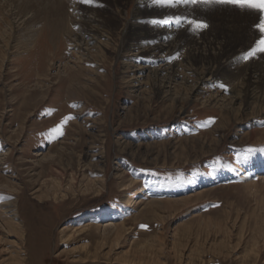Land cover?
Here are the masks:
<instances>
[{
    "label": "rangeland",
    "instance_id": "obj_1",
    "mask_svg": "<svg viewBox=\"0 0 264 264\" xmlns=\"http://www.w3.org/2000/svg\"><path fill=\"white\" fill-rule=\"evenodd\" d=\"M137 1H95L100 46L70 41L79 27L66 25L68 5L70 20L78 18L71 3L56 11L49 0H0V264H264V94L231 101L230 85L197 80L180 45L224 36V57L243 42L248 52L259 38L254 26H221L256 25L260 14ZM177 16L207 27L193 31ZM123 21L136 28L122 35ZM154 25L158 32L147 33ZM254 58L244 67L264 75V53ZM245 68L235 80L242 87ZM153 69L160 81L173 73L175 97L146 82ZM219 105L225 122L216 128ZM69 114L63 136L49 139ZM249 148L257 151L245 159Z\"/></svg>",
    "mask_w": 264,
    "mask_h": 264
},
{
    "label": "bare ground",
    "instance_id": "obj_2",
    "mask_svg": "<svg viewBox=\"0 0 264 264\" xmlns=\"http://www.w3.org/2000/svg\"><path fill=\"white\" fill-rule=\"evenodd\" d=\"M20 1H23V0H20ZM51 1L52 3V8L56 11L60 10L62 7H63V4L64 3H67V4H70L71 3V8H72V11L75 15V21L74 20H70L71 17L69 18V15L70 13L67 12L69 8V5L67 7H65V10H66V25L68 24L69 25V22L72 23V26H76L78 25V30L75 31L74 29H72V35L74 36L73 38H69L71 42H76L77 40V37H81V39L83 40V37H85V44L86 45H89L88 42L89 40H96L97 44H99L100 46H102L101 44V41H100V38H101V29L100 26L104 24V21L103 19H98V17L101 15V13H99L98 11V5L97 4H92V5H88V4H84L81 2V0H49ZM96 1V0H95ZM138 4H142L144 2V0H138L137 1ZM101 4V3H100ZM135 4V3H134ZM181 4H182V7L181 8ZM188 4H184V3H179V4H175L173 5L171 8L173 7H177V8H174L176 12H182V10L184 11H190L191 9H193V7H187ZM135 6V5H134ZM155 7H157L156 5H154ZM164 6V5H163ZM211 7V6H210ZM209 7V8H210ZM136 8V7H135ZM170 8V9H171ZM139 9V8H138ZM141 9V8H140ZM156 9V8H155ZM190 9V10H189ZM211 9V8H210ZM213 9V8H212ZM134 10V9H133ZM136 10V9H135ZM161 10V9H160ZM173 10V9H172ZM243 10V9H242ZM137 11V10H136ZM252 11V10H251ZM172 12V11H171ZM174 12V11H173ZM172 12V13H173ZM253 12V11H252ZM103 13V12H102ZM214 13V12H213ZM242 13V12H241ZM256 13V12H255ZM119 14V13H118ZM177 14V13H175ZM103 15V14H102ZM140 16V15H139ZM216 16V15H215ZM254 18V17H253ZM243 19V18H242ZM244 20L246 22H244ZM244 20H241L240 22L237 20L236 22L234 20H225L223 25L221 27L225 28L227 31L233 33V32H238L241 28H244L243 26H249V29L252 28V26H254L252 23L253 22H248L246 18H244ZM138 21V26L142 27V25L140 24V20H137ZM213 21V20H212ZM215 23V22H214ZM131 24V23H130ZM129 24V25H130ZM140 24V25H139ZM128 23L126 21H123L121 23V25L119 26L118 28V32L121 33L122 35L125 33V31L127 30V28H136V27H129ZM218 24H216L217 26ZM137 26V25H136ZM211 26V25H210ZM106 27V26H105ZM153 29L149 30L150 29V26L149 27H146L147 29V33H151L152 31H157L160 29H158V26H152ZM157 27V28H156ZM166 27V26H165ZM212 27V26H211ZM217 28V27H216ZM140 29V28H139ZM143 29V27H142ZM141 29V30H142ZM162 29V28H161ZM254 29V28H253ZM137 30V29H136ZM135 30V31H136ZM170 31L172 32H176L177 29H169ZM207 31V30H206ZM212 31V30H211ZM225 31V30H224ZM244 31V30H243ZM255 31L257 32V30L255 29ZM139 32V30H138ZM144 32V31H143ZM156 32V33H157ZM208 32V31H207ZM222 32V30H221ZM220 32V33H221ZM247 32V31H246ZM145 33V32H144ZM154 33V32H152ZM161 33V32H160ZM198 33V32H197ZM250 33V32H249ZM255 33V32H254ZM141 34V33H140ZM163 34V33H162ZM208 34V33H207ZM168 35V34H167ZM173 35V34H172ZM225 35V34H224ZM257 35H259V33L257 32ZM106 36V35H104ZM137 36V35H136ZM162 36V35H161ZM161 36L159 35L158 37L161 38ZM165 36V35H164ZM256 34H252V32L250 33V37L248 38V46L250 47V44L251 43V39L253 37H255ZM153 37V36H152ZM157 37V35H156ZM197 37V36H196ZM159 38V39H160ZM192 37H188V39H186V43H178L181 45L182 47V50L183 52L185 50H187L186 52H184V59L187 60L186 61V64L188 66H191V64H196L197 65V68H194L195 69V73H196V76L198 77L197 80L200 81V82H203V81H206L209 82V87H212V86H215L214 85V82L215 83H219V84H227V85H230L232 87V90H231V96H229V98H231L233 101L234 100H238L239 96H241V92H243V96L244 98H246V102L250 103L251 100H253L254 98L258 100V98L264 94V75L261 73L260 69L259 71L256 70V69H247L244 67V65H246V67H249V64L251 65V67L253 66V64H256L255 61H257L256 59L258 58H250L248 59L247 61L243 60L242 59V54L246 53L247 52V47L244 46V42L242 44L239 45H235L236 47L232 48V52L224 57L227 53H224V50H226V46H225V37L224 36H220L219 38L218 37H215V40L214 41H211L210 39L208 40H205L204 42H207L205 46H200V47H195V48H191V46L188 44V41L191 42L193 41L192 39H190ZM209 38V37H208ZM154 39V38H153ZM167 39V38H166ZM165 39V40H166ZM169 39V38H168ZM172 39V38H171ZM257 39V38H256ZM155 40V39H154ZM182 40V39H180ZM231 40H232V43L235 44L236 41H235V38L234 37H231ZM255 40V39H254ZM178 41V40H176ZM95 42V41H94ZM136 42V41H135ZM203 42V44H204ZM254 42V41H253ZM155 43V42H154ZM153 43V44H154ZM202 43V41L200 42ZM255 43V42H254ZM81 44V43H80ZM80 44H75V46H80ZM151 44V43H150ZM149 44V45H150ZM167 44V43H166ZM176 42H173V43H170L169 46H173L175 45ZM138 45V44H137ZM164 45V44H162ZM168 45V44H167ZM177 45V44H176ZM175 45V46H176ZM196 45V44H195ZM200 45V44H199ZM99 46V47H100ZM143 46V45H141ZM139 46V48L142 49V47ZM152 46V45H151ZM156 47V45H154ZM234 46V45H233ZM255 46V44H254ZM252 46V47H254ZM178 47V46H177ZM149 48V47H148ZM158 48V47H157ZM170 49V48H169ZM195 49V51L193 50ZM153 51V49H151ZM249 50V49H248ZM147 51V49L145 50L144 48L141 50V55H143L145 52ZM158 51V50H157ZM168 51V49H167ZM150 52V51H149ZM162 52V51H161ZM226 52V51H225ZM100 53V52H99ZM155 53V52H154ZM164 53V52H163ZM103 54V52L101 53ZM119 54V53H118ZM139 54V53H138ZM137 54V55H138ZM161 54V53H159ZM165 54V53H164ZM182 54V53H181ZM258 54V53H257ZM84 55V54H83ZM155 55V54H154ZM163 55V54H162ZM169 55V54H168ZM167 55V56H168ZM172 55V54H170ZM128 56V55H127ZM133 56V55H132ZM151 56V54H150ZM149 56V58H150ZM158 56V55H157ZM164 56V55H163ZM257 56V55H256ZM165 57V56H164ZM128 58V57H127ZM146 58V57H145ZM144 58V59H145ZM154 58V57H153ZM133 59V58H132ZM148 59V58H147ZM263 61H264V58H262ZM130 60V59H129ZM168 60V59H167ZM128 61V60H127ZM147 61V60H146ZM178 61H181V60H178ZM152 62V61H151ZM168 62V61H167ZM130 63V62H129ZM155 63V62H154ZM169 63V62H168ZM259 63V62H258ZM164 64V61L163 63ZM167 64V63H166ZM180 64V63H179ZM183 64V63H182ZM181 64V65H182ZM261 64L263 66V63L261 61ZM141 65V63H140ZM173 65V64H172ZM184 65V64H183ZM139 66V65H138ZM137 66V67H138ZM143 66V65H142ZM151 66V65H150ZM154 66V65H153ZM163 66V65H162ZM169 66V65H168ZM185 66V65H184ZM256 66V65H255ZM136 67V66H135ZM161 67V66H159ZM201 69H200V68ZM250 67V68H251ZM260 67V66H259ZM141 68V67H140ZM139 68V69H140ZM151 68V67H150ZM224 68V69H222ZM240 68V70H239ZM245 68V71H247L245 73V77H244V80H245V83H244V86L242 87L240 85V82H235V80L237 81V78H239L240 76V71H242V69ZM257 68V67H255ZM261 68V67H260ZM143 69V68H142ZM140 69V70H142ZM145 69V68H144ZM159 69V68H158ZM161 69V68H160ZM187 69V68H186ZM189 69L192 70V67H189ZM263 69V68H262ZM165 70V69H164ZM183 70V69H182ZM199 70V71H198ZM144 71V70H143ZM180 71V70H179ZM197 71V72H196ZM263 71V70H262ZM142 72V71H141ZM140 72V73H141ZM162 72V71H161ZM183 72V71H182ZM130 73V72H129ZM165 73V72H164ZM194 73V74H195ZM243 73V71H242ZM179 74V73H178ZM238 74V75H237ZM173 75V73H172ZM171 74H167V76L164 77L163 81H160V78H159V72L157 69H153L151 70L150 72L146 73L145 77H146V82H149L151 85V88L154 90V92L156 94H161L160 97H164L166 99H172L173 97H175L176 93L178 94V88H176V85L172 84V82H174L173 80V76ZM186 75V74H185ZM141 75H139L140 77ZM138 77V79H139ZM232 77V78H230ZM241 77V76H240ZM242 79V78H241ZM242 81V80H241ZM167 82L170 83V85H167ZM199 82V83H200ZM143 83V82H141ZM162 83V84H161ZM196 83V82H195ZM136 85V83H135ZM134 85V86H135ZM199 85V84H198ZM194 87V86H193ZM199 87V86H198ZM200 88H203L205 89L204 87H200ZM195 89V88H194ZM192 90V89H191ZM212 90V89H211ZM193 91V90H192ZM191 92V91H189ZM192 93V92H191ZM215 95H210L207 97L208 101L209 102H212V104H215L217 102H219L217 100L216 97H214ZM222 99V98H221ZM227 99V97H226ZM262 99V98H261ZM220 100V99H219ZM221 101V100H220ZM230 101V103H232ZM240 101V100H238ZM224 102V100H223ZM235 102V101H234ZM258 101H255L253 103L257 104ZM222 103V102H221ZM220 103V104H221ZM223 104V103H222ZM221 104V105H222ZM226 104V102H225ZM224 104V105H225ZM254 104V105H255ZM227 105V104H226ZM253 105V104H252ZM261 106V104H258ZM229 106V105H228ZM228 106H227V109H228ZM231 106V105H230ZM232 109V108H231ZM180 110L183 111L184 108L180 107ZM219 110L221 112V116H220V120L219 122L216 124V128L218 126H220L221 123H224L223 122V119L224 117L222 116L224 114L225 116V113H226V109L223 110V108L219 105ZM229 110V109H228ZM264 111V110H263ZM223 125V124H222ZM214 129V128H213ZM59 184V182L57 183ZM2 197V196H1ZM160 201H155V203H158ZM152 203V202H151ZM153 204V203H152ZM7 206V205H5ZM112 225V224H111ZM76 229V228H75ZM115 230H116V235L117 236H120L121 234V229L120 227H117L115 226ZM70 231H76V230H70ZM74 232H72L74 234ZM95 257V255H94ZM123 261H131L129 258H126L124 259Z\"/></svg>",
    "mask_w": 264,
    "mask_h": 264
},
{
    "label": "snow or ice",
    "instance_id": "obj_3",
    "mask_svg": "<svg viewBox=\"0 0 264 264\" xmlns=\"http://www.w3.org/2000/svg\"><path fill=\"white\" fill-rule=\"evenodd\" d=\"M82 3L92 5L95 3V0H81ZM153 3L158 5H167L173 6L178 3L184 4H197L201 3L204 5L216 3V4H232L240 7L241 9H251L257 10L260 14L259 23L254 25L255 29L259 32V38L255 41V46L252 47L248 52L242 54L243 60H248L257 55V53H264V0H153ZM176 23L181 24L182 21L187 22L188 25L191 26L193 31H199L207 27V24L203 21L186 18V17H175ZM220 87L226 88L224 84H221ZM51 114V113H50ZM75 119V117L71 114L63 117L59 124H57L54 128L49 130L48 138L55 140L60 136H63L64 126ZM214 121L210 120L208 123H212ZM257 151V149L249 148L247 149L244 158L247 159L248 155L252 152ZM259 151H264V147L260 148ZM142 227H147L146 225Z\"/></svg>",
    "mask_w": 264,
    "mask_h": 264
}]
</instances>
